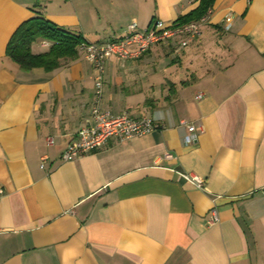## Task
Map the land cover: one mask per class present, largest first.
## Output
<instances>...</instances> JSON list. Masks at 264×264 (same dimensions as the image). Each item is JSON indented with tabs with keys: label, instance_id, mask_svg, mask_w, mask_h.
Returning <instances> with one entry per match:
<instances>
[{
	"label": "crops",
	"instance_id": "crops-1",
	"mask_svg": "<svg viewBox=\"0 0 264 264\" xmlns=\"http://www.w3.org/2000/svg\"><path fill=\"white\" fill-rule=\"evenodd\" d=\"M197 3L0 0V264H264V0H216L186 47L108 57L100 108L162 128L72 161L62 154L90 116L91 65L79 51L28 71L4 53L33 16L104 43Z\"/></svg>",
	"mask_w": 264,
	"mask_h": 264
},
{
	"label": "built area",
	"instance_id": "built-area-1",
	"mask_svg": "<svg viewBox=\"0 0 264 264\" xmlns=\"http://www.w3.org/2000/svg\"><path fill=\"white\" fill-rule=\"evenodd\" d=\"M212 9L193 22L184 24H168L160 19L150 20V24L146 29L136 30L135 22L129 24L126 33L120 39L108 40L104 43H92L82 40L79 51L82 53L86 62H88L94 75V98L90 108V116L85 124L80 127L76 138L70 140L62 154L63 160L72 161L74 158L97 150L103 146L111 137L119 140L128 139L133 136L147 134L156 129L162 128L149 117L134 118L126 111L119 114L101 109L100 102L103 93V70L104 64L108 57L114 56L117 61L136 58L146 52L150 46L159 43H165L172 39H178L180 48L188 46L190 42L201 35V27L208 20ZM201 97L198 93L196 98ZM187 128L190 132L195 130L193 124H188ZM196 135H192L195 137ZM48 144H52L51 138H46ZM165 158H172L171 153H166ZM46 157H41V164H44ZM180 176L191 185L198 189L204 188L203 178L193 172H179ZM217 220L216 210L211 211L210 222Z\"/></svg>",
	"mask_w": 264,
	"mask_h": 264
},
{
	"label": "trees",
	"instance_id": "trees-1",
	"mask_svg": "<svg viewBox=\"0 0 264 264\" xmlns=\"http://www.w3.org/2000/svg\"><path fill=\"white\" fill-rule=\"evenodd\" d=\"M216 0H198L192 11L179 16L175 24H184L199 20L212 9ZM4 53L23 70L41 68L53 70L63 62L77 58L82 37L79 34L61 28L44 16H33L20 25L8 39ZM46 40L51 44L44 52L32 51L33 44Z\"/></svg>",
	"mask_w": 264,
	"mask_h": 264
}]
</instances>
